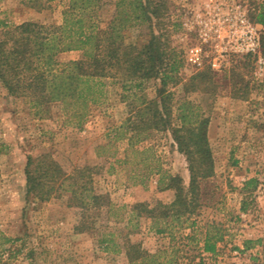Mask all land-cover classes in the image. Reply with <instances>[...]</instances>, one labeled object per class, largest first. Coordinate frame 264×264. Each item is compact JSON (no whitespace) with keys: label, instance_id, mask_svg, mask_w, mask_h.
Instances as JSON below:
<instances>
[{"label":"rangeland","instance_id":"rangeland-1","mask_svg":"<svg viewBox=\"0 0 264 264\" xmlns=\"http://www.w3.org/2000/svg\"><path fill=\"white\" fill-rule=\"evenodd\" d=\"M155 1L161 18L154 20V30L165 36L169 51L182 65L179 82L167 88L172 96L173 123L179 124L177 115L183 104L210 119L208 136L215 172L200 183V207L180 220L131 216L137 203L151 207L158 202L171 204L175 190L162 188L165 184H159L160 178L165 174L180 176L187 188L190 170L169 131H153L134 148L119 139L113 150L97 155V148L114 141L118 127L138 107L130 104L133 99L123 101L121 82L105 80L104 96L89 106L81 127L63 104H51L37 116L27 100L11 97L0 84V229L15 240L2 255L4 263L130 264L125 248L105 251L99 244L102 232H113L119 245L129 239L143 251L157 254L159 261L171 259L172 264H264V76L258 63L259 59L264 61V25L255 22L264 0ZM65 2L42 1L39 8L32 6L33 0H0V21L60 25ZM111 12L108 6L103 15L109 17ZM233 16H245L256 25L257 54L230 50L224 20ZM218 19L221 37L214 35ZM1 33L0 28V37ZM149 33V24L135 25L125 31V39L127 43L144 41ZM194 46L203 49L201 67L188 63L187 52ZM82 58L81 51L57 57L62 63ZM214 59L219 69L211 66ZM207 68L213 73L212 82L195 81L196 89H187L190 79ZM156 91V83L150 81L141 93L152 99ZM114 149L115 158L125 162L114 164L109 172L115 158L108 155ZM136 149L148 150L137 154ZM42 153H50L67 172L96 167L95 192L123 206L120 221L103 213L96 219L97 230L80 233L75 230L80 211L68 206V196L48 202L28 199L27 157ZM250 179H256V187L246 188ZM243 204L246 211L241 210ZM212 224L225 234L215 254L203 249L205 232ZM245 240L260 243L241 253L236 247L243 249Z\"/></svg>","mask_w":264,"mask_h":264},{"label":"trees","instance_id":"trees-1","mask_svg":"<svg viewBox=\"0 0 264 264\" xmlns=\"http://www.w3.org/2000/svg\"><path fill=\"white\" fill-rule=\"evenodd\" d=\"M42 1L54 0H33L32 6L41 8ZM108 6L112 7V12L105 17L103 13ZM158 6L155 0H66L60 25L0 21V84L11 97L27 100L37 116L46 112L44 108L51 104H63L81 127L89 106L104 96L105 80L121 82L123 101L133 99L130 104L135 103L138 107L118 127L114 141L109 140L97 148V155L100 157L102 152L113 150L119 139L126 140L128 147L134 148L153 131H169L178 152L188 161L189 185L186 188L180 176L165 174L159 184H165L164 189H174L175 200L167 205L158 202L155 207L137 203L132 207L131 216L180 220L200 207V183L213 177L215 163L207 116L194 113L183 104L177 115L179 124L173 123L172 96L167 88L179 82L178 72L182 65L177 55L169 51L165 36L154 30V20L161 18ZM255 22L264 25V9L255 17ZM140 24H149L148 38L127 43L125 31ZM70 51H81L83 58L65 63L58 61L59 54ZM212 79L213 73L207 68L190 79L187 89L195 90V81L205 84L211 83ZM150 81L157 85L156 97L152 99L141 93ZM147 150L136 149L134 152L144 154ZM116 154L114 149L108 157L115 158ZM124 162L115 158L109 172L114 170V164ZM95 170L96 167L84 166L67 172L50 153L29 154L25 167L27 198L48 202L68 196V206L80 211L75 226L80 233L97 230L96 219L103 213L108 219L115 216L120 221L119 211L123 206H116L108 195L95 192ZM149 171L150 174L153 172L152 169ZM256 185V179H250L246 188ZM246 209L243 204L241 210ZM101 234L99 244L103 249L119 252L125 248L130 264L173 263L171 259L159 261L157 254L143 251L140 244L129 239L123 246L119 245L113 232ZM224 237L222 229L209 225L203 239L204 251L215 254ZM14 241L0 229V264H6L2 255L8 250L7 245ZM257 242L260 243L245 240L243 249L236 247V250L243 253Z\"/></svg>","mask_w":264,"mask_h":264},{"label":"built area","instance_id":"built-area-1","mask_svg":"<svg viewBox=\"0 0 264 264\" xmlns=\"http://www.w3.org/2000/svg\"><path fill=\"white\" fill-rule=\"evenodd\" d=\"M228 23L227 39L230 50L242 55H255L259 49V38L256 35V25L246 19L245 16H233L224 20ZM214 35L221 37V21L218 19ZM187 60L193 67H201L203 64V49L200 46L191 47L187 52ZM260 72L264 76V61L259 59ZM214 69H219L217 59L211 63Z\"/></svg>","mask_w":264,"mask_h":264}]
</instances>
